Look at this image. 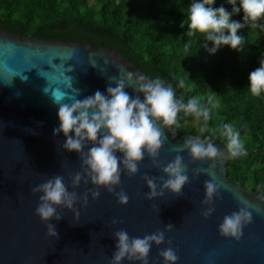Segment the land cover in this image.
Wrapping results in <instances>:
<instances>
[{
	"label": "water",
	"instance_id": "water-1",
	"mask_svg": "<svg viewBox=\"0 0 264 264\" xmlns=\"http://www.w3.org/2000/svg\"><path fill=\"white\" fill-rule=\"evenodd\" d=\"M129 71L144 75L110 47L0 31V264H108L115 250V231L125 229L132 237H143L163 231L169 223L175 228L165 233V239L170 238L177 250L176 264H264V214L253 212L239 242L218 233L223 217L237 211V196L261 208L264 198L242 188L236 179L226 178L229 159L190 162L179 145L194 135L175 136L172 128L163 130L166 142L158 160L164 166L177 154L184 158L190 182L179 197L165 191L161 198L144 199L148 189L141 176L163 175L145 156L138 173L131 177L122 173L115 189L129 196L126 205H119L114 193L100 188L97 199L89 194L87 206L75 205L78 220L62 210V220L50 221L56 224L58 240L46 235L45 225L34 214L39 194L33 195L31 188L55 174L70 184L68 174L80 171L78 154L62 151L63 135L52 134L59 127L52 95L64 93V102H70L78 92L77 98L83 99L97 90L104 92L108 83L114 85V78ZM196 168L214 172L219 187L215 211L207 219L201 216L205 208L200 202L203 184L212 177L205 172L193 178ZM92 187L81 183L74 190L79 195ZM167 247V243L153 245L148 264H163L158 252Z\"/></svg>",
	"mask_w": 264,
	"mask_h": 264
},
{
	"label": "clouds",
	"instance_id": "clouds-1",
	"mask_svg": "<svg viewBox=\"0 0 264 264\" xmlns=\"http://www.w3.org/2000/svg\"><path fill=\"white\" fill-rule=\"evenodd\" d=\"M214 3L215 0H194L190 4L187 36L203 34L206 40L203 46L206 47L208 42L212 44V48L207 49L210 54L223 46L242 51L244 36L238 35V32L245 27V23L256 27L257 22L264 19V0H227L231 12L223 5L214 8ZM237 13L243 14L242 22L231 19ZM179 87H184V80L179 81ZM247 88L253 96L264 93V59L259 61V67L249 73ZM78 95L76 92V97L71 98L70 102H64V93L59 97L52 95L58 106L59 122V127L54 128L52 134L54 137L63 135L62 151L78 154L80 171L68 174L70 184L65 182L63 175L55 174L31 188L33 195L39 194L34 214L45 225L46 235L56 240L59 239V233L56 224L50 221L62 220V210H68L78 220L80 212L75 205L79 203L83 207L87 206L89 194L93 199L100 196L98 189L114 193L117 203L126 205L129 196L122 189H115L121 184L122 173L129 177L138 173V166L145 156L150 159L152 167L159 169L163 175L156 177L145 173L141 176L148 189L144 199L152 201L161 198L165 191L175 197L181 195L182 189L190 182L184 158L177 154L164 166L158 160L166 142L163 130L179 127L178 114L181 112L193 115L198 120L202 118L205 122L200 128L201 135L188 136L179 145V151H186L190 162H215L246 155L240 132L231 124L225 123L213 132L214 135L215 131H219V135L224 138L223 149L214 143L213 135L203 136L207 122L211 119V108L203 106L197 97L185 103L182 97L177 98L172 85L159 77L149 78L129 71L118 79L114 78V85L108 83L104 92L97 90L83 99H78ZM205 172L212 177L203 184L204 198L200 202L205 208L201 216L207 219L215 211L213 201L219 198V187L210 169H193L192 176L197 178ZM81 183L94 187L78 195L74 189ZM236 200L237 211L223 217L218 225V233L221 237L239 242L243 229L253 220V212L264 214V208L242 196H237ZM111 223L115 225L117 221L113 219ZM174 228L169 223L163 231L157 230L143 237H132L125 229L115 231L112 237L116 241L115 250L108 264H122L123 261L148 264L152 246L164 243L169 247L159 251L158 256L163 264H176L179 258L177 250L171 247L170 238L167 241L165 239V233Z\"/></svg>",
	"mask_w": 264,
	"mask_h": 264
},
{
	"label": "trees",
	"instance_id": "trees-1",
	"mask_svg": "<svg viewBox=\"0 0 264 264\" xmlns=\"http://www.w3.org/2000/svg\"><path fill=\"white\" fill-rule=\"evenodd\" d=\"M194 0H0V31L43 40L95 43L110 47L138 66L149 78L172 85L177 98L197 97L211 108L203 136L228 123L240 132L246 155L229 159L226 178L264 198V93L248 90L249 73L264 59V19L253 27L245 23L243 50L207 49L203 34L187 36V14ZM231 12L227 0H215ZM243 14L232 20L242 22ZM227 34V33H225ZM188 45V47H185ZM184 80V87L179 81ZM215 105V107H212ZM175 136L201 135L202 118L178 114ZM214 143L224 138L215 131Z\"/></svg>",
	"mask_w": 264,
	"mask_h": 264
}]
</instances>
